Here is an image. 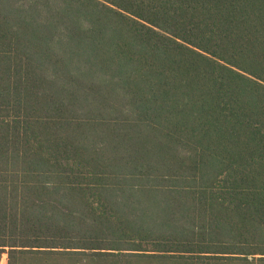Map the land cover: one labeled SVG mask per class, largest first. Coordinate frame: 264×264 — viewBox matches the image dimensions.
I'll return each instance as SVG.
<instances>
[{
	"label": "trees",
	"instance_id": "1",
	"mask_svg": "<svg viewBox=\"0 0 264 264\" xmlns=\"http://www.w3.org/2000/svg\"><path fill=\"white\" fill-rule=\"evenodd\" d=\"M0 264H264V0H0Z\"/></svg>",
	"mask_w": 264,
	"mask_h": 264
}]
</instances>
